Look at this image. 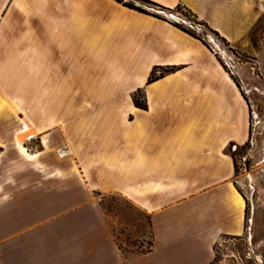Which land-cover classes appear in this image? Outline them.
<instances>
[{"label":"crops","instance_id":"obj_1","mask_svg":"<svg viewBox=\"0 0 264 264\" xmlns=\"http://www.w3.org/2000/svg\"><path fill=\"white\" fill-rule=\"evenodd\" d=\"M145 1L187 10L240 52L263 10ZM174 24L116 0H0V264H212L217 243L244 234L230 148L247 142L248 105ZM24 126L36 161L15 149ZM111 197L147 221L144 252L125 250L129 226L100 205Z\"/></svg>","mask_w":264,"mask_h":264},{"label":"rangeland","instance_id":"obj_2","mask_svg":"<svg viewBox=\"0 0 264 264\" xmlns=\"http://www.w3.org/2000/svg\"><path fill=\"white\" fill-rule=\"evenodd\" d=\"M120 1L134 2L146 9L163 13L168 20L176 22L202 38L205 44L218 52L225 71L245 97L250 116L249 136L244 146L231 149L237 170L235 185L245 205V230L241 237L222 239L216 244L212 264H264V0H262L261 18L248 35V52L231 48L181 7L171 11H161L135 0ZM153 72L155 76L163 73L156 69ZM135 98L136 102H139L142 95H135ZM14 145L18 153L17 146L15 143ZM22 146L29 153L26 145L22 144ZM242 158L244 161L241 160ZM100 205L104 210L119 216L123 224L129 226L127 228H130L129 235L122 238L125 250L144 252L148 249L149 241L141 242L135 239L136 236L140 238L147 236L145 218L132 213L131 207L126 202L114 197L101 201ZM131 234L134 237L130 236Z\"/></svg>","mask_w":264,"mask_h":264},{"label":"trees","instance_id":"obj_3","mask_svg":"<svg viewBox=\"0 0 264 264\" xmlns=\"http://www.w3.org/2000/svg\"><path fill=\"white\" fill-rule=\"evenodd\" d=\"M116 1L119 2V3H122L123 6L126 7V8H129V9L135 10V11H137V12H139V13L144 14V15H150V16H153V17L158 18V15L150 14V12H147V11H145V10L139 8V7L134 6L133 3H131V2H129V3H123V2H121L120 0H116ZM135 1H138V2H141V3H144V4H147V5L155 6V5H153L152 3H149V2H147V1H145V0H135ZM190 14H191V13H190ZM174 26L177 27L178 29H180L181 31H183L184 33L190 35L191 37H193V38L198 39V40L201 41V39H200L199 36H197L196 34H194V33L191 32V31H189L188 29L184 28L183 26H181V25H177V24H174ZM216 35H217V34H216ZM217 36H218V35H217ZM223 41H224V40H223ZM172 71H173V69H166V70L164 71V73H170V72H172ZM162 76H163V73H160L158 76H155V73H154V72H151V74H150V76H149V78H148V80H147V83H151V82L157 80L158 78H160V77H162ZM135 104H136L137 106L142 107L140 104H138V102H136ZM234 147H235V146H234ZM234 147L232 146V147L230 148V150L233 149ZM232 160H233V166H234V171H235V176H236L237 170H236V164H235V159H234V156H233V155H232Z\"/></svg>","mask_w":264,"mask_h":264},{"label":"bare ground","instance_id":"obj_4","mask_svg":"<svg viewBox=\"0 0 264 264\" xmlns=\"http://www.w3.org/2000/svg\"><path fill=\"white\" fill-rule=\"evenodd\" d=\"M25 131V134L21 135L20 132ZM34 136V133L27 127L24 126V129H19L15 132V143L17 144L18 154L27 161H36V154H29L26 149L22 146L23 142L27 138H31Z\"/></svg>","mask_w":264,"mask_h":264},{"label":"built area","instance_id":"obj_5","mask_svg":"<svg viewBox=\"0 0 264 264\" xmlns=\"http://www.w3.org/2000/svg\"><path fill=\"white\" fill-rule=\"evenodd\" d=\"M148 10H149V11H152V12H155L157 15H160V16H162L163 18H165V19L168 20V18L165 17L163 13H160V12L155 11V10H153V9H148ZM192 17H194V16L192 15ZM194 18H195V17H194ZM195 20H196L198 23H200L196 18H195ZM169 21L172 22V23L177 24V23L174 22V21H171V20H169ZM177 25H179V24H177ZM186 29H187V28H186ZM209 48H210L211 52H212L214 55H217V56L219 55L218 52H217L214 48H212L210 45H209ZM228 70H229V69H228ZM229 73H230L231 75H233V73H232L231 70H229ZM238 89H239V88H238ZM29 140H30V139H29ZM56 156H57L59 159H63V158H66V157H70V156H72V153H71V151H70L68 148H62V149H59V150L56 151ZM241 160L244 161V158H242Z\"/></svg>","mask_w":264,"mask_h":264},{"label":"water","instance_id":"obj_6","mask_svg":"<svg viewBox=\"0 0 264 264\" xmlns=\"http://www.w3.org/2000/svg\"><path fill=\"white\" fill-rule=\"evenodd\" d=\"M233 150H235V147L233 148Z\"/></svg>","mask_w":264,"mask_h":264}]
</instances>
